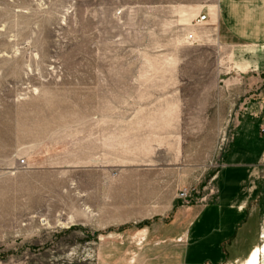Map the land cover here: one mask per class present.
I'll use <instances>...</instances> for the list:
<instances>
[{"label":"rangeland","instance_id":"obj_1","mask_svg":"<svg viewBox=\"0 0 264 264\" xmlns=\"http://www.w3.org/2000/svg\"><path fill=\"white\" fill-rule=\"evenodd\" d=\"M217 6L0 0V264H149L134 233L212 201L264 95V47L220 44Z\"/></svg>","mask_w":264,"mask_h":264},{"label":"crops","instance_id":"obj_2","mask_svg":"<svg viewBox=\"0 0 264 264\" xmlns=\"http://www.w3.org/2000/svg\"><path fill=\"white\" fill-rule=\"evenodd\" d=\"M217 39L226 47H264V0H218ZM210 18V17H209ZM241 100L212 201L186 216L134 233L154 246L149 264H247L258 248L259 190L264 183V95ZM145 236V237H144ZM262 247V246H261ZM264 257L261 256L260 264Z\"/></svg>","mask_w":264,"mask_h":264},{"label":"built area","instance_id":"obj_3","mask_svg":"<svg viewBox=\"0 0 264 264\" xmlns=\"http://www.w3.org/2000/svg\"><path fill=\"white\" fill-rule=\"evenodd\" d=\"M209 19V15L208 13H205L201 16H199L196 20V24L198 25H203L204 23H206ZM189 40H193L194 39V36L192 34L189 35ZM262 134L264 135V128L262 129ZM188 197V192L187 191H184L181 195H180V198H187Z\"/></svg>","mask_w":264,"mask_h":264},{"label":"bare ground","instance_id":"obj_4","mask_svg":"<svg viewBox=\"0 0 264 264\" xmlns=\"http://www.w3.org/2000/svg\"><path fill=\"white\" fill-rule=\"evenodd\" d=\"M261 252H262V254L264 255V247H263V249L261 250ZM256 259H257V256L254 255V253H252V254L250 255V259H249V261H248L247 264H255Z\"/></svg>","mask_w":264,"mask_h":264}]
</instances>
